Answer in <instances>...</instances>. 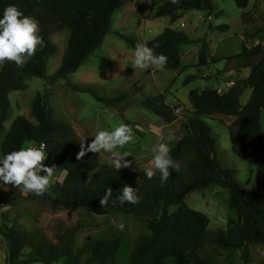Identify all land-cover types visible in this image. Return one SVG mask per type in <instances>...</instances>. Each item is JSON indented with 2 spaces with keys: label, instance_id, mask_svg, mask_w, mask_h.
<instances>
[{
  "label": "trees",
  "instance_id": "trees-1",
  "mask_svg": "<svg viewBox=\"0 0 264 264\" xmlns=\"http://www.w3.org/2000/svg\"><path fill=\"white\" fill-rule=\"evenodd\" d=\"M126 1L0 0V18L10 5L16 6L26 16H36L39 35L45 42V47L38 48L35 56L26 59L24 67L6 61L0 68V135L4 132V122L11 105L9 93L26 89V80L30 77L41 78L48 83L65 79L72 90L88 93L107 107H114L121 101L123 95L104 97L96 85L74 83L69 81L68 76L102 44L110 30L113 12ZM250 1L234 0L241 8L247 7ZM187 10L205 11L210 15L212 0H177L174 4L171 0H164L156 6L152 16H165L173 23ZM243 20L249 23L250 19L243 15ZM254 25L245 32L252 43L242 44L238 52L225 58L233 63V75L229 79L234 81L230 87L221 93L212 85L188 90L187 99L192 114L184 123L185 134L170 151L174 158H185L186 167L178 171L170 169L165 183L161 184L158 170H154L155 176L148 180L146 174L141 175L129 168L117 171L109 163L103 164L96 175L87 179L99 154L87 153L82 160L76 159L80 143L84 141L69 123L56 117L50 104L51 94L46 90L35 93L31 100V113L36 123L23 115H17L12 120L0 144L1 156L25 147L26 143H44V164L55 166L54 177L64 173L62 179L55 178L48 190L52 209H104L145 218L154 225L156 229L136 237L124 264H214L206 251L207 244L226 252L229 259L239 250L241 264L249 263L248 246L264 243V128L261 123L264 109V43H254L255 38L264 32V25ZM62 26L68 31L67 43L59 66L54 73L48 74V60L57 50L51 35L61 30ZM217 28L225 30L228 25L222 24ZM119 36L128 47L135 49L138 43L135 38L122 33ZM196 42H201L195 64L197 71L211 61L220 60L207 58L206 42L192 39L183 30L170 25L143 43L148 47L159 45L154 48L155 53L168 58L164 70L180 72L190 66L182 65L181 47ZM243 69H248V73L241 77L239 74ZM200 74H188L181 83L186 85ZM246 89L250 93L242 103L240 97ZM142 106L167 123L176 117L174 107L165 101L164 92L146 97ZM213 114L234 117L228 127L232 149L253 168L252 182L247 187L235 179L233 168L218 162L216 137L205 121ZM125 184L138 188L139 203L125 202L122 206L118 203L113 206L112 201ZM210 185L228 192L226 226L215 230L208 229L209 218L205 213L187 206L180 196V193L201 190ZM108 188L113 189V195L108 206L103 208L100 199ZM11 200L0 196V203ZM0 219V234L7 240L8 264H52L58 260H62L63 264H121V234L92 238L75 250L73 239L77 226L69 228L65 240L55 247L39 229L25 230L17 226L7 212H1ZM256 264H264V261Z\"/></svg>",
  "mask_w": 264,
  "mask_h": 264
},
{
  "label": "rangeland",
  "instance_id": "rangeland-1",
  "mask_svg": "<svg viewBox=\"0 0 264 264\" xmlns=\"http://www.w3.org/2000/svg\"><path fill=\"white\" fill-rule=\"evenodd\" d=\"M164 0H127L112 14L110 30L102 44L90 53L79 68L68 76L69 81L80 84H94L98 92L104 97L123 95L121 101L114 107L104 106L97 102L90 94L72 90L65 79L55 80L52 83L41 78L30 77L26 80L27 88L9 93L10 109L4 122V132L0 135V144L4 133L17 115H23L31 122L36 123L31 113V100L35 93L46 90L50 95V104L56 117L69 123L75 134L84 142L91 143L98 129L111 130L121 123L132 127L135 141L120 151H128L131 156L132 169L145 174L146 167H153L150 163L154 153L153 146L166 143L170 150L185 134L184 123L192 114L191 105L187 99L189 89L212 85L223 92L225 82L233 75L232 61L226 57L238 52L242 44L250 45L252 41L246 36V29L255 25H264V0H251L247 7H238L234 0H212L213 11L208 15L205 11L187 10L181 17L170 23L168 17H153L156 6ZM243 15L250 19L245 23ZM33 17L38 23L36 16ZM228 25L225 30L217 28L219 25ZM172 26L186 32L190 38L206 42L208 46L207 58L220 59L199 67L195 66L198 60L201 42L183 45L180 50L182 65H190L181 70H159L150 67L147 70L134 69V50L126 45L119 36L120 33L131 36L137 42L143 43L158 35L164 27ZM254 25V26H255ZM68 31L62 29L51 35L56 44V53L49 58L47 73L55 72L60 64L64 48L67 43ZM256 42L264 43V37L256 38ZM27 59V58H26ZM223 71V72H221ZM247 69L240 72L246 75ZM200 72L201 76L190 83L181 82L188 74ZM198 75V74H197ZM219 77V81L215 78ZM165 93V101L174 107L176 117L171 122H164L142 106V101L148 96ZM250 93L246 89L240 101L243 103ZM233 116L213 114L205 118L212 134L216 137V153L218 162L235 170V179L244 187L252 182L253 168L241 158L233 149L228 127ZM264 127V126H263ZM169 135L175 136L169 140ZM26 143L25 147H28ZM187 153V152H186ZM171 155V154H170ZM172 157V156H171ZM0 158H2L0 153ZM179 162V170L186 167L185 158H174ZM110 154L101 152L97 162L87 174V179L96 175L101 166L108 163ZM153 170H155L153 168ZM64 175V173H62ZM53 177L52 182L62 179L63 175ZM47 191L42 196L34 193H25L12 185L0 182V196L9 197L8 203H0V213L7 212L10 219H15L17 226L25 229H39L55 247H59L65 240L69 228L77 226L73 239L74 249L92 238L107 237L113 233L121 234L122 243L119 250V261L124 264L138 235L154 230L156 227L149 224L145 218L135 217L120 212L104 209L86 208L80 210L52 209L48 200ZM226 189L210 185L201 190H190L180 193L185 204L205 213L209 218L208 229L215 230L226 226ZM120 225H123L121 230ZM206 251L210 254L214 264H241L240 251L233 253L229 259L227 253L209 244ZM249 263L256 264L264 261V243L248 246ZM0 264H8L7 240L0 234ZM40 264V263H32ZM52 264H63L58 260ZM98 264V263H95Z\"/></svg>",
  "mask_w": 264,
  "mask_h": 264
},
{
  "label": "clouds",
  "instance_id": "clouds-1",
  "mask_svg": "<svg viewBox=\"0 0 264 264\" xmlns=\"http://www.w3.org/2000/svg\"><path fill=\"white\" fill-rule=\"evenodd\" d=\"M174 4L177 0H171ZM40 33L39 23L30 16H26L16 6H8L2 18H0V68L6 61L13 62L17 67H24L26 58L35 56L38 48L45 47L44 39ZM154 47H148L144 43L138 42L134 50V60L132 67L140 70H147L155 67L164 70L167 64V57L164 54H156ZM136 137L132 127L121 123L111 130L98 129L91 143H80V151L76 159L82 160L87 153L110 154L109 165L119 171L122 168L131 167V161L127 157L131 156L128 151H120L126 145L133 143ZM168 139L174 140L175 136L169 135ZM154 153L151 160L153 167H146L144 173L148 180L155 176V170L161 174V184L165 183L170 176V169L179 170L180 164L170 155V147L166 143L153 146ZM46 159L43 145L39 148L34 146L22 147L14 150L0 158V182L4 185H12L25 193H34L37 196L44 195L51 187L54 177L55 166H46ZM41 173H44L41 175ZM113 195V189L108 188L105 195L100 199L103 208L108 206ZM140 201L138 188H133L125 184L120 190V194L112 201L113 206L117 203L121 206L127 202L137 204ZM123 225H120L123 230Z\"/></svg>",
  "mask_w": 264,
  "mask_h": 264
},
{
  "label": "crops",
  "instance_id": "crops-1",
  "mask_svg": "<svg viewBox=\"0 0 264 264\" xmlns=\"http://www.w3.org/2000/svg\"><path fill=\"white\" fill-rule=\"evenodd\" d=\"M247 36V35H246ZM248 37V36H247ZM262 37H264V32H262L261 34H259L256 38H262ZM249 38V37H248ZM255 38V39H256ZM254 43H257L255 40H254ZM247 45V44H246ZM248 70V69H247ZM230 71H233L232 69L230 70ZM247 73H248V71H246ZM246 73V74H247ZM217 80L219 81V77L217 78ZM232 82V81H234L233 79H229V80H227V82ZM226 83V82H225ZM247 100V99H246ZM245 100V101H246ZM244 101V102H245ZM243 102V103H244ZM261 123H262V126H264V109L262 110V112H261ZM264 128V127H263Z\"/></svg>",
  "mask_w": 264,
  "mask_h": 264
},
{
  "label": "built area",
  "instance_id": "built-area-1",
  "mask_svg": "<svg viewBox=\"0 0 264 264\" xmlns=\"http://www.w3.org/2000/svg\"><path fill=\"white\" fill-rule=\"evenodd\" d=\"M232 83H233V82H231V81H230V82H226V83H225V84H226L225 88L230 87V86L232 85ZM41 145H43V151H44V148H45L44 143H40V144H37V143H29L28 147H29V146H34V147L39 148ZM0 222H1V219H0Z\"/></svg>",
  "mask_w": 264,
  "mask_h": 264
},
{
  "label": "water",
  "instance_id": "water-1",
  "mask_svg": "<svg viewBox=\"0 0 264 264\" xmlns=\"http://www.w3.org/2000/svg\"><path fill=\"white\" fill-rule=\"evenodd\" d=\"M213 155V154H212Z\"/></svg>",
  "mask_w": 264,
  "mask_h": 264
}]
</instances>
